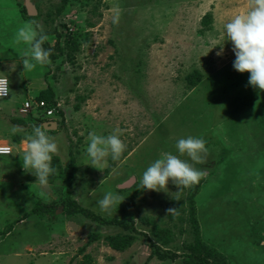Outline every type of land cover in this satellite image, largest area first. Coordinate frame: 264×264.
<instances>
[{"label":"rangeland","instance_id":"1","mask_svg":"<svg viewBox=\"0 0 264 264\" xmlns=\"http://www.w3.org/2000/svg\"><path fill=\"white\" fill-rule=\"evenodd\" d=\"M31 1L34 15L24 0H0V75L10 81L0 100V146L14 145L0 155V264H264V91L233 68L224 27L249 0H69L61 12L62 0ZM33 20L48 36L51 63L24 71L26 46L14 36ZM47 86L63 112L48 134L76 175L50 176L42 187L23 169L26 145L18 144L32 128L12 118H27L20 108ZM117 128L125 152L92 167L88 134ZM188 136L208 149L195 165L206 175L194 198L200 236L215 248L207 261L190 249L194 185L176 200L171 181L167 192L140 184L147 167L162 152L178 154L177 140ZM109 191L125 197L111 214L97 206ZM72 200L114 222L92 219ZM114 235L128 245L113 247Z\"/></svg>","mask_w":264,"mask_h":264},{"label":"clouds","instance_id":"2","mask_svg":"<svg viewBox=\"0 0 264 264\" xmlns=\"http://www.w3.org/2000/svg\"><path fill=\"white\" fill-rule=\"evenodd\" d=\"M113 23H119V12L113 16ZM227 40L233 45L235 54L233 68L239 73H249L248 84L253 88L264 91V0H249L248 9L236 14L225 24ZM48 40L43 28L36 21H27L19 27L14 36L15 44L25 45L21 52V61L24 71H31L37 65L50 64L51 49L43 45ZM223 45L220 46L218 56L223 54ZM9 79L0 75V100L10 93ZM17 125L11 131L15 133ZM50 129L45 125H33L32 133L26 137L25 149L21 157L25 172L33 174L42 187L48 185L49 177L56 172L52 166L53 156L59 153V145L53 136L48 133ZM122 130L117 128L113 134L102 136L95 132L88 134L86 155L90 165L100 169L107 158L119 160L126 150V144L120 139ZM178 154L162 152L143 172L140 184L142 189L150 191H168L171 181L178 189L176 200L183 189L196 185L206 175L205 171L195 167L205 163L208 153L206 141L203 138L188 136L180 138L175 144ZM12 149L0 146V155H10ZM187 156L188 159H182ZM125 197L107 192L97 201L99 210L111 214L112 209L120 205ZM167 214L177 215V208H169Z\"/></svg>","mask_w":264,"mask_h":264},{"label":"trees","instance_id":"3","mask_svg":"<svg viewBox=\"0 0 264 264\" xmlns=\"http://www.w3.org/2000/svg\"><path fill=\"white\" fill-rule=\"evenodd\" d=\"M69 0H62L61 5L58 7V12H61L62 9L66 6V4L68 3ZM26 8V7H24ZM206 15H209V13H206L204 15V17ZM77 43L76 42H72V48L73 49H77ZM190 79V78H189ZM199 79V76L197 78L195 77H191V81L193 83H196ZM38 99H45L48 104L50 106H54L55 107V113L52 119L57 120L58 122V126L60 123V120L62 121V116H63V112L61 111V109L57 106V101L55 98V91L51 86H47L46 88L42 89L38 96L36 97ZM59 116V117H57ZM59 118H61L59 120ZM48 118L43 117V116H36L33 113H29L27 118H12V120L16 123L19 124H25L30 126L31 128L33 127V125H41V123L44 120H47ZM73 159L70 163L69 166H65L63 165L60 156L58 155H54L53 156V160H52V166L56 169V172L54 174H52V177H61L64 178L67 174L70 175L71 179L70 181H74L75 179V168L74 166H72L73 164ZM66 178V177H65ZM199 188V183L194 185V190L191 193L190 197H189V202H190V216H191V220L193 223V227H194V232H195V243L190 246V249L192 251V254L194 255V257L197 260H204L207 261L208 258L212 255L215 254V248H213L212 246L208 245L207 243H205L203 241V239L200 236V229H199V222L197 219V209H196V204H195V195H196V191H198ZM72 202L77 206L78 209H80L81 211H83L85 214H87V216L91 217L92 219L99 221L100 223L103 224H110L113 223L110 220H107L105 218H103L102 216L98 215L97 213H95L93 210L86 208L80 204H78L76 201L72 200ZM47 206H52L53 202H47L45 203ZM35 208V207H34ZM121 223V222H118ZM110 243L113 247L117 248V247H124L125 245H128L129 240L125 237H121L118 235H114V236H110ZM163 256V255H162Z\"/></svg>","mask_w":264,"mask_h":264},{"label":"built area","instance_id":"4","mask_svg":"<svg viewBox=\"0 0 264 264\" xmlns=\"http://www.w3.org/2000/svg\"><path fill=\"white\" fill-rule=\"evenodd\" d=\"M9 88H10V83H9ZM57 106H59V103H57ZM20 112L24 114L37 113L38 116L51 117L55 113V107L50 106L45 99L34 98V99L25 100L22 108H20ZM1 146H7L11 148V146L9 145H1Z\"/></svg>","mask_w":264,"mask_h":264},{"label":"water","instance_id":"5","mask_svg":"<svg viewBox=\"0 0 264 264\" xmlns=\"http://www.w3.org/2000/svg\"><path fill=\"white\" fill-rule=\"evenodd\" d=\"M24 1H25L24 4H25V7H26L28 14H30V15L36 14L37 9H36L35 3L31 0H24ZM41 124L45 125L50 130H56L58 128L57 120H45ZM129 183H130V181L128 183H123V184H121V187H124V186L128 185Z\"/></svg>","mask_w":264,"mask_h":264},{"label":"crops","instance_id":"6","mask_svg":"<svg viewBox=\"0 0 264 264\" xmlns=\"http://www.w3.org/2000/svg\"><path fill=\"white\" fill-rule=\"evenodd\" d=\"M8 97H9V96H8ZM47 120H55V119H47ZM57 129H58V128H57ZM57 129H56V130H57ZM50 131H53V130H50ZM54 131H55V130H54ZM21 142H25V139H22V138H21V139L19 140V143H18V144L20 145ZM9 146H11V148H12V153H13L14 145H9Z\"/></svg>","mask_w":264,"mask_h":264}]
</instances>
